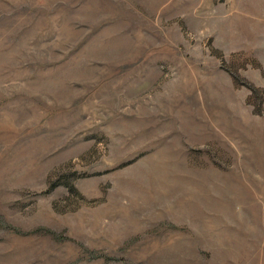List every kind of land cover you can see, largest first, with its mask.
Returning <instances> with one entry per match:
<instances>
[{"label":"rangeland","instance_id":"1","mask_svg":"<svg viewBox=\"0 0 264 264\" xmlns=\"http://www.w3.org/2000/svg\"><path fill=\"white\" fill-rule=\"evenodd\" d=\"M0 264H264V0H0Z\"/></svg>","mask_w":264,"mask_h":264}]
</instances>
